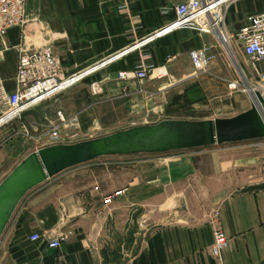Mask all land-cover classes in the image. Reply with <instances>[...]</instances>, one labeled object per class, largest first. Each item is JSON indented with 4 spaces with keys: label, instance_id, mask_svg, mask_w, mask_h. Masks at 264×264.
<instances>
[{
    "label": "crops",
    "instance_id": "crops-1",
    "mask_svg": "<svg viewBox=\"0 0 264 264\" xmlns=\"http://www.w3.org/2000/svg\"><path fill=\"white\" fill-rule=\"evenodd\" d=\"M185 1L26 0L25 22L0 39L4 87L16 91L21 50L46 45L68 74L110 61L29 116L53 125L55 114L66 112V101L78 113L96 110L101 118L109 112L124 114L109 126L213 120L180 115L186 88L207 78L193 67L192 51L211 47L216 58L210 74L228 69L213 36L182 29L112 59L164 28L174 19V8ZM263 11L264 0L239 1L226 16L228 32L235 35L249 16ZM141 59L162 69L164 76L133 77ZM121 72L131 77H114ZM92 82L100 83L96 95L90 92ZM83 90L88 103L82 101ZM42 133V141L30 149L0 135V175L50 146L48 130ZM250 142L108 157L112 159L73 167L24 197L6 229L0 264H264V139ZM109 196L113 200L106 205ZM216 225L229 239L221 260L211 254ZM34 233L42 239L31 242ZM53 239L61 241L57 250L48 248Z\"/></svg>",
    "mask_w": 264,
    "mask_h": 264
},
{
    "label": "built area",
    "instance_id": "built-area-1",
    "mask_svg": "<svg viewBox=\"0 0 264 264\" xmlns=\"http://www.w3.org/2000/svg\"><path fill=\"white\" fill-rule=\"evenodd\" d=\"M239 1L241 0H186L174 8L175 17L164 28L112 59L148 41L165 37L178 30L190 29L199 34L213 36L226 53L231 50L233 41L240 45L244 56L251 62L252 70L257 77L258 89H253H257L264 95V67L262 66L264 64V11L249 16L247 25L235 35H231L226 27V16L229 9ZM25 7L26 0H0V39L5 38L8 29L25 22ZM190 57L197 69L206 72L216 55L211 51V47L206 46L192 51ZM109 61H104L82 72L68 74L63 71L59 57L50 46L21 50L15 75L16 91L7 92L3 80L0 78V127L8 124L26 110L52 100L72 89L88 78L93 71L105 66ZM117 74V78L120 80L131 77L125 72ZM132 75L139 81H143L152 75L163 77L164 72L162 69H153L146 63L145 59H141ZM99 91L100 83L92 82L90 84L91 94L96 95ZM57 116L64 129L69 125L74 127L77 123V118L67 120L61 112H58ZM60 128L61 126L57 125L48 132L50 146L63 144V139L68 137L69 133L67 131L62 133ZM112 200V196L106 197L104 203L109 205ZM41 239L42 235L39 233H34L29 238L31 242H37ZM228 245L227 235L219 225H216L213 230L212 256L221 260ZM60 246L61 241L58 239H53L48 243V248L51 250H57Z\"/></svg>",
    "mask_w": 264,
    "mask_h": 264
},
{
    "label": "water",
    "instance_id": "water-1",
    "mask_svg": "<svg viewBox=\"0 0 264 264\" xmlns=\"http://www.w3.org/2000/svg\"><path fill=\"white\" fill-rule=\"evenodd\" d=\"M253 91L255 101L251 98L250 109L231 118L167 119L30 153L0 182V240L28 193L73 167L104 157L164 154L264 139V97Z\"/></svg>",
    "mask_w": 264,
    "mask_h": 264
},
{
    "label": "rangeland",
    "instance_id": "rangeland-1",
    "mask_svg": "<svg viewBox=\"0 0 264 264\" xmlns=\"http://www.w3.org/2000/svg\"><path fill=\"white\" fill-rule=\"evenodd\" d=\"M230 51L224 53L225 58H227L225 62L226 64L228 63V69L224 70L222 74H210L212 72L211 64L206 72L200 71L193 65L198 72L207 74V78L193 81L186 88L183 94L186 104L183 106L184 109L182 108L181 116L193 118V120L197 118H231L250 109L252 100L249 91L251 89L253 90V88L258 89L257 77L252 70L251 62L244 56L240 45L233 41V46ZM86 91H84V95L81 94L84 103L90 101V96ZM261 94L263 95V93ZM37 106L26 110L8 124L0 127V135L12 136L18 142L19 148L30 149L42 141L43 131L48 130L49 132L57 125L61 126L62 133L66 131L69 133L68 137L63 139V144L91 140L132 127L131 125L109 126V124H114L117 122V119L124 115L119 111L109 112L108 115L105 117L102 116L101 118L99 111L89 110L78 113L71 108L70 103L65 101L63 106H65L66 112L64 113L62 111V115L67 120L77 118V123L74 127L69 125V127L64 129L58 120L57 113L55 114L56 122L53 125L49 123V119H39L34 116H29L28 113ZM93 119L95 120L94 122ZM24 120L26 125L24 124ZM46 143L50 145L48 137ZM250 143L257 142L254 140ZM140 155L143 154H138L137 157H141ZM105 159L112 158H99L98 161L103 162ZM257 160H262L259 155H257ZM5 176L6 174L0 175V181ZM4 236L5 233L0 240V248L2 247Z\"/></svg>",
    "mask_w": 264,
    "mask_h": 264
},
{
    "label": "bare ground",
    "instance_id": "bare-ground-1",
    "mask_svg": "<svg viewBox=\"0 0 264 264\" xmlns=\"http://www.w3.org/2000/svg\"><path fill=\"white\" fill-rule=\"evenodd\" d=\"M229 51H230V50H229ZM230 52H231V51H230ZM249 95H250V97L252 98V100L255 101L254 91H253L252 89L249 91Z\"/></svg>",
    "mask_w": 264,
    "mask_h": 264
}]
</instances>
